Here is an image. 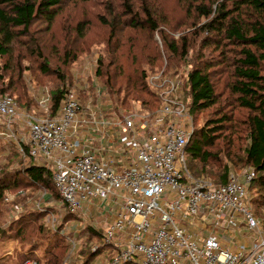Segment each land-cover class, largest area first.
Segmentation results:
<instances>
[{"label": "trees", "instance_id": "obj_1", "mask_svg": "<svg viewBox=\"0 0 264 264\" xmlns=\"http://www.w3.org/2000/svg\"><path fill=\"white\" fill-rule=\"evenodd\" d=\"M163 4L164 0H0V96L13 97L31 112L36 102L30 84L49 86L55 115L69 91L72 64L101 36L104 48L96 76L112 98V110L139 103L143 112L153 114L161 101L149 80L164 66L154 35L168 26L181 36L175 40L160 31L167 55L164 73L190 67L182 91L197 124L186 148L188 170L194 178L204 176L224 185L231 170L253 169L251 188L262 209L264 0H177L186 19L183 26L170 23L161 11ZM68 5L75 7L72 13L66 12ZM91 27L99 29L95 40L88 39ZM29 162L20 170L0 171V242L14 238L23 247L14 259L0 264H60L55 253L46 254L43 261L32 259L39 247L27 238L26 229L37 215L16 221L8 230L2 227L7 190L43 187L51 198H60L51 170Z\"/></svg>", "mask_w": 264, "mask_h": 264}, {"label": "built area", "instance_id": "obj_2", "mask_svg": "<svg viewBox=\"0 0 264 264\" xmlns=\"http://www.w3.org/2000/svg\"><path fill=\"white\" fill-rule=\"evenodd\" d=\"M149 82L161 106L145 115L84 110L73 90L55 115L49 93L33 112L0 96V138L51 170L69 214L112 216L102 236L112 253L106 264H264V227L248 192L254 170L241 179L231 174L224 185L194 178L186 148L195 127L184 81L163 70ZM107 129L119 145L102 160L92 134L103 138Z\"/></svg>", "mask_w": 264, "mask_h": 264}, {"label": "rangeland", "instance_id": "obj_3", "mask_svg": "<svg viewBox=\"0 0 264 264\" xmlns=\"http://www.w3.org/2000/svg\"><path fill=\"white\" fill-rule=\"evenodd\" d=\"M74 8V6L68 5L66 6V12L72 13ZM100 11L104 14L102 7H100ZM100 11L98 10V12ZM161 11L168 15L171 24L176 25V22H178L179 25L183 26L186 21L178 8L177 0H164ZM92 21L94 24L97 23L94 19ZM204 22H206V20H202V24ZM166 27L162 26L154 35V40L160 48L164 60V66L160 71H157L150 77L163 70L165 72L167 66V55L163 47L160 31L166 32L175 40L179 39L181 36L179 33L170 32L171 29L168 26ZM91 28L88 39L91 38L95 40L96 34L99 33V29ZM174 28L178 29L180 27L177 28L175 26ZM100 37L98 40L94 41L96 44L92 45L90 52L85 53L72 64L70 69L69 90H73L78 94L84 110L87 109V106H90L94 111H106L107 116H111L113 112L120 114V116L122 114L128 115L135 113L145 115L146 112H143V108L139 103L132 104L130 109H120L119 112L112 110L114 106L112 98L102 81L96 76L99 58L102 55L101 50L104 48V44L100 42ZM189 71V66L184 68L178 67L172 69L171 72L165 74V76L166 78L184 81ZM26 80L28 84H30V76L26 75ZM30 90L36 102V107L34 109L38 107V102L43 95L51 93V88L49 86L36 88L34 84H30ZM19 108L20 111H27L20 106ZM196 124V120L193 116L194 127ZM20 132L23 135H27L26 129L22 128ZM28 163H30L29 160H24L20 157L16 144L5 142L0 138V171L4 169L20 170L28 165ZM248 170V168L241 171L233 169L231 170V174L241 179ZM196 179H204L213 183L211 179L204 176ZM251 186L252 184L248 186V192L251 198V209L254 211L257 218L260 219L264 227V208L261 209V207L255 204L257 193ZM5 197V216L2 224L4 229L8 230L16 221L28 219L32 215H37L36 218L29 219L30 224L26 229L29 235L27 238L34 241L39 247V249L34 252V257L32 259L43 261L46 254L55 253L59 255L61 259L60 264H106L107 260L110 258L112 253L106 250L107 247L102 240L107 224L104 223L105 220L96 211H92V213H88L86 216L79 214L67 217L69 213L66 211L61 198H51L49 192L43 187L21 189L19 191L7 190L5 192ZM71 241L77 243V248L74 252L72 251ZM95 248H97L96 251L94 250ZM22 250V243L14 238L0 242V260L6 261L10 257L14 259L16 253Z\"/></svg>", "mask_w": 264, "mask_h": 264}, {"label": "crops", "instance_id": "obj_4", "mask_svg": "<svg viewBox=\"0 0 264 264\" xmlns=\"http://www.w3.org/2000/svg\"><path fill=\"white\" fill-rule=\"evenodd\" d=\"M38 108V107H37ZM34 109L33 111L37 110ZM117 135L115 134V131L112 129H107L106 130V135L101 138V136L92 134V144L95 147V151L102 160H107L109 155L110 150H116L118 148V141H117ZM102 216V215H101ZM107 217L102 218L105 220L104 223L111 222L113 220L112 216L105 215Z\"/></svg>", "mask_w": 264, "mask_h": 264}]
</instances>
